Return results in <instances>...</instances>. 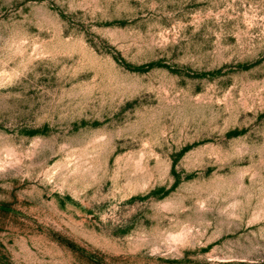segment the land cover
<instances>
[{
  "label": "rangeland",
  "instance_id": "1",
  "mask_svg": "<svg viewBox=\"0 0 264 264\" xmlns=\"http://www.w3.org/2000/svg\"><path fill=\"white\" fill-rule=\"evenodd\" d=\"M0 264H264V0H0Z\"/></svg>",
  "mask_w": 264,
  "mask_h": 264
}]
</instances>
